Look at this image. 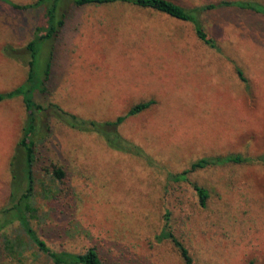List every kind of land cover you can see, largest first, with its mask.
Returning <instances> with one entry per match:
<instances>
[{
  "label": "rangeland",
  "instance_id": "1",
  "mask_svg": "<svg viewBox=\"0 0 264 264\" xmlns=\"http://www.w3.org/2000/svg\"><path fill=\"white\" fill-rule=\"evenodd\" d=\"M10 1L36 0H0V92L27 79L26 46L46 19L44 6L21 10ZM173 1L192 9L217 0ZM60 7L65 26L38 46L40 77L53 66L50 91L38 101L112 121L154 99L118 126L153 163L52 119L41 162L68 170L77 208L56 211L42 237L59 251L96 246L108 264H184L171 240L156 238L170 211L197 264H264V15L226 6L200 14L214 47L191 22L130 4ZM25 119L22 96L0 102V209L21 179ZM228 153L255 160L192 172L210 192L206 206L191 184L169 178L198 158ZM1 254L0 264H53L35 247Z\"/></svg>",
  "mask_w": 264,
  "mask_h": 264
},
{
  "label": "trees",
  "instance_id": "2",
  "mask_svg": "<svg viewBox=\"0 0 264 264\" xmlns=\"http://www.w3.org/2000/svg\"><path fill=\"white\" fill-rule=\"evenodd\" d=\"M61 1L63 0H36L27 4L10 1L14 8L21 10L44 6L46 19L44 24L37 26L32 40L26 46L30 56L27 79L13 89L0 92V102L22 96L26 109V119L18 142L23 159L21 179L19 185L13 186L11 190V204L0 209V235H2L0 260L2 250L15 257L23 255L26 249L35 247L53 264H108L96 246H90L82 252L59 251L53 249L42 237L41 227L54 217L56 211L60 213L75 211L77 198L73 186L69 182L70 175L67 169L54 162L50 165L42 164L41 159L45 153L43 148H40V144L52 133L53 119L76 131L97 134L109 148L141 157L151 165L153 162L147 152L131 139L124 137L118 126L129 116L149 109L156 101L154 99L140 101L132 106L126 114L120 115L112 121L85 118L64 109L56 102L44 104L38 101L39 96L44 97L49 93L53 71L52 61H49L44 75H41L42 78L40 77L37 66L38 46L46 39H56L65 26L67 14L61 12ZM73 2L78 7L110 5L120 2L188 21L194 25L201 40L214 47H217V40L206 31L200 20V14L226 6L264 15V3L257 0H217L192 9L173 0H73ZM238 73L240 78L246 80L241 70H238ZM254 160L255 158L240 153L207 155L194 160L189 168L179 173L170 174L169 178L174 182L191 184L197 192L200 204L206 206L210 192L206 186L191 180L192 172ZM38 199L46 202L47 207L45 208L46 205L44 206ZM169 214L170 211L166 214L163 229L156 236L157 240H171L184 264H197L190 248L172 230ZM10 228L13 230L12 237L7 234V229ZM73 229L74 231L78 229V222L73 224Z\"/></svg>",
  "mask_w": 264,
  "mask_h": 264
}]
</instances>
